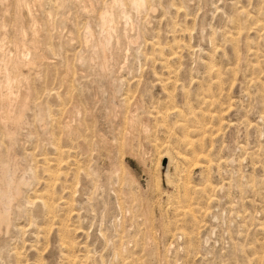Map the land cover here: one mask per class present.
Wrapping results in <instances>:
<instances>
[{
  "label": "rangeland",
  "instance_id": "374dc122",
  "mask_svg": "<svg viewBox=\"0 0 264 264\" xmlns=\"http://www.w3.org/2000/svg\"><path fill=\"white\" fill-rule=\"evenodd\" d=\"M133 1H0V264H264V0Z\"/></svg>",
  "mask_w": 264,
  "mask_h": 264
},
{
  "label": "bare ground",
  "instance_id": "6f19581e",
  "mask_svg": "<svg viewBox=\"0 0 264 264\" xmlns=\"http://www.w3.org/2000/svg\"><path fill=\"white\" fill-rule=\"evenodd\" d=\"M0 1H2V0H0ZM25 2H27V1H25ZM35 2H40V0H35ZM21 4H22V2H21ZM26 4H25V7L27 5L30 6V4H27V5ZM140 6H141V1H139V0L133 1V7L135 9L139 8ZM25 7H23V8H25ZM30 9L31 8L29 7V10ZM22 15H23V13H22ZM33 19H35V18H33ZM102 22H103V36L101 37V39H98L92 43V48L96 52L99 50H103L105 52L108 51L109 44H110L111 32H112V26H111L112 16H111V14L105 15L103 17ZM34 23L36 24V21ZM37 25H34V26H37ZM33 32L37 33L34 30V28H33ZM26 33H23V34H26ZM88 33L91 35L90 29L88 30ZM0 41H1V43H0V54H2L5 51L6 44H5L4 38H3V40H0ZM22 46L23 45H17L16 46L17 47L16 54L15 55L13 54L14 56H10L8 59H4L2 55L0 57V101L2 103L1 111H0V120L3 123H13L16 125L21 124V122L23 121L24 110L28 105V92H27L28 82H27V79L26 78H22V79L18 78L16 75V72L20 68L21 64H25V65L30 66L36 62L34 61V58H32V59H30L29 57L27 58L26 55H24L20 52L21 50L19 48ZM135 126H133V127H135ZM0 178L2 181V183H0V226H1L3 224H8L9 220H10V204H11V201L13 199V184L15 182V172H13V157H11L9 164L7 163V165H4L2 167V169L0 170ZM3 185H4V187H3Z\"/></svg>",
  "mask_w": 264,
  "mask_h": 264
}]
</instances>
